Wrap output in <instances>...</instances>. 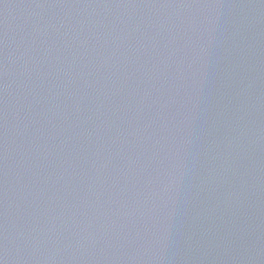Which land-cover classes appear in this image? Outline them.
I'll return each instance as SVG.
<instances>
[{"label":"water","instance_id":"1","mask_svg":"<svg viewBox=\"0 0 264 264\" xmlns=\"http://www.w3.org/2000/svg\"><path fill=\"white\" fill-rule=\"evenodd\" d=\"M3 264H264V0H0Z\"/></svg>","mask_w":264,"mask_h":264},{"label":"snow or ice","instance_id":"2","mask_svg":"<svg viewBox=\"0 0 264 264\" xmlns=\"http://www.w3.org/2000/svg\"><path fill=\"white\" fill-rule=\"evenodd\" d=\"M0 264H3V261L2 260H0Z\"/></svg>","mask_w":264,"mask_h":264}]
</instances>
